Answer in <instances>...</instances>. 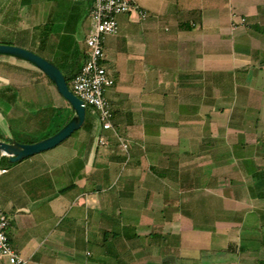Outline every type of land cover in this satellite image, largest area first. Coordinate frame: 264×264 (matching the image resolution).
Instances as JSON below:
<instances>
[{"label":"crops","instance_id":"crops-1","mask_svg":"<svg viewBox=\"0 0 264 264\" xmlns=\"http://www.w3.org/2000/svg\"><path fill=\"white\" fill-rule=\"evenodd\" d=\"M95 1L0 0V44L74 79ZM135 1L104 41L114 131L11 165L0 151L12 244L28 264H264V0ZM29 84L54 99L42 71L0 57L1 140Z\"/></svg>","mask_w":264,"mask_h":264},{"label":"built area","instance_id":"built-area-1","mask_svg":"<svg viewBox=\"0 0 264 264\" xmlns=\"http://www.w3.org/2000/svg\"><path fill=\"white\" fill-rule=\"evenodd\" d=\"M135 0H96L91 11L92 29L86 38V62L72 80V92L83 102L85 108H92L104 131H114L112 123L113 107L108 100L107 91L115 86L116 80L105 61L104 41L107 36L119 32V17L137 12ZM142 17L149 16L139 11ZM102 145L108 144L106 137L100 138ZM128 148V145H124ZM5 172V170H2ZM11 218L0 205V260L8 264H28L12 244Z\"/></svg>","mask_w":264,"mask_h":264},{"label":"rangeland","instance_id":"rangeland-1","mask_svg":"<svg viewBox=\"0 0 264 264\" xmlns=\"http://www.w3.org/2000/svg\"><path fill=\"white\" fill-rule=\"evenodd\" d=\"M34 53L42 57V51L37 50ZM51 62L59 67L61 71H63L71 89L73 79L72 75L66 73L67 70L61 65L58 59H51ZM30 84L29 88L25 86V88L19 91L18 95L21 98V103L14 105L16 114L12 115L13 118L9 116L7 117L9 128H11L12 132L14 133L13 136L18 142L25 144H28L29 142H37L46 139L49 135L52 136L56 134V131L58 130L55 129L53 124L59 122L60 125H62L64 124L63 122L65 120L66 123H68V118L73 116V108L59 94L54 85H52L54 99H51L50 102L47 98H45V93L42 92L40 88H38L35 84L34 86H30ZM11 104L12 103H6L7 107H9ZM61 105L64 106L60 107ZM86 113V122L84 126L76 131L73 135H77L79 132H81V130L86 129L88 126L93 128L92 132H97L98 130L102 129V125L98 121L97 117L93 114L91 107L86 109ZM16 115L19 117L23 116V119L17 120L14 118Z\"/></svg>","mask_w":264,"mask_h":264},{"label":"water","instance_id":"water-1","mask_svg":"<svg viewBox=\"0 0 264 264\" xmlns=\"http://www.w3.org/2000/svg\"><path fill=\"white\" fill-rule=\"evenodd\" d=\"M0 57L14 58L27 62L42 71L54 84L59 94L73 108V116L56 134L41 141L25 144L15 139H0V151L11 163H17L36 154L51 150L81 129L86 122V108L83 102L72 92L65 75L59 67L36 53L13 45L0 44Z\"/></svg>","mask_w":264,"mask_h":264},{"label":"trees","instance_id":"trees-1","mask_svg":"<svg viewBox=\"0 0 264 264\" xmlns=\"http://www.w3.org/2000/svg\"><path fill=\"white\" fill-rule=\"evenodd\" d=\"M70 119H71V116L68 118V121H69ZM63 123H64V124L60 125V123L57 122V123H54L53 125L55 126V129H57V130L59 131V130L62 129V127H63L65 124H67V123H66V120H65ZM58 131H56V132H58ZM49 136H51V135H49ZM49 136H47V138H48ZM0 138H3L1 134H0ZM35 142H36V141H35ZM35 142H29L28 144L35 143ZM7 159H8V157H7ZM9 164L11 165L12 163L9 162Z\"/></svg>","mask_w":264,"mask_h":264}]
</instances>
